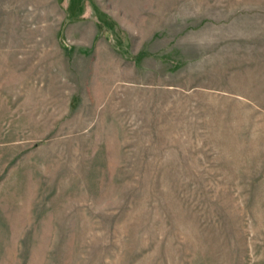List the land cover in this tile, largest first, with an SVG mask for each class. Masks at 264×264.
<instances>
[{"label":"rangeland","instance_id":"rangeland-1","mask_svg":"<svg viewBox=\"0 0 264 264\" xmlns=\"http://www.w3.org/2000/svg\"><path fill=\"white\" fill-rule=\"evenodd\" d=\"M0 264H264V0H0Z\"/></svg>","mask_w":264,"mask_h":264}]
</instances>
